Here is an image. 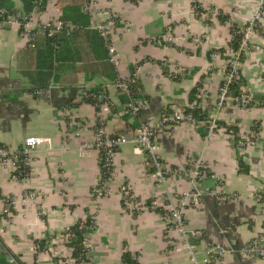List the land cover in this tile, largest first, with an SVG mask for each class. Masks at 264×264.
Listing matches in <instances>:
<instances>
[{"label": "crops", "instance_id": "1", "mask_svg": "<svg viewBox=\"0 0 264 264\" xmlns=\"http://www.w3.org/2000/svg\"><path fill=\"white\" fill-rule=\"evenodd\" d=\"M67 1L49 0L44 9H35L34 30L40 28L37 24L56 22ZM12 2L21 7L20 0ZM257 2L96 0L89 25L103 20L106 13L122 20L112 35L118 73L127 75L138 68L139 83L148 97L140 123L160 124L155 135L158 155L172 169L163 183L157 181L143 151L125 143L113 156L114 172L107 184L110 193L100 199L92 195L100 176L99 152L82 147L92 142L98 110L81 96L91 87L105 94L107 104L100 111L106 130L120 133L133 119L126 121L117 110L118 90L103 75L67 71L62 82L51 83L44 96H36L20 72L19 55L27 48L26 38L17 25H0V144L20 148L28 136L52 141L51 150L41 144L30 154L29 170L22 178L12 176L11 163L0 162V253L10 263L74 264L71 248L59 236L78 219L91 217L94 229L88 235L85 264H123L126 251L137 264H191L180 235L168 227L164 198L169 193L185 200L187 228L201 232L192 239L201 264L206 247L213 243L226 250L218 264H264V259L242 252L249 240L264 241V22L248 37L239 66L242 94L252 98L253 104L228 103L215 108L231 52L230 24L222 22L217 13L222 11L241 24L253 17ZM194 4L204 12L207 8L215 11L197 13ZM168 26L177 39L157 43ZM193 36L201 43H193ZM76 44L86 59L85 43L78 40ZM197 84L199 104L209 109L210 118L224 123L205 135L204 122L194 126L162 121L163 113L190 104L189 93ZM70 121L78 126L71 127ZM256 124L255 141L244 149L235 146L234 135L225 127L231 125L237 133L248 134ZM239 156L247 172L240 171ZM190 157L203 161L207 172L193 176ZM122 186L131 193L133 209L122 200ZM34 240H45L48 249L36 253Z\"/></svg>", "mask_w": 264, "mask_h": 264}, {"label": "built area", "instance_id": "2", "mask_svg": "<svg viewBox=\"0 0 264 264\" xmlns=\"http://www.w3.org/2000/svg\"><path fill=\"white\" fill-rule=\"evenodd\" d=\"M132 2H138L139 0H131ZM96 6V0H86L82 6L81 11L88 15H91L94 12ZM193 10L197 13H214L213 8H207L204 10L198 5H193ZM33 14L28 15L23 14L22 12H13L9 13L8 10L0 6V25H17L19 28L22 27V34L27 41H31L34 38V29L32 26ZM264 22V0H258L254 15L250 20L244 21L241 23L243 28V38L240 43V46L237 50L231 51L229 58L226 62V71L223 84L219 86L218 93L215 101V108L219 110L224 105L228 103H235L242 107H247V104L250 101V97L247 94H242L240 97H232L229 95L228 84L237 77L238 69L241 63V58L246 50L247 39L254 31L258 28V24ZM122 23V20H119L112 13H106V17L97 21L93 26L96 30L99 31L100 35L104 38L107 44V51L109 60L113 63L117 70V77L113 82L115 88L118 91L123 92L127 97V102L124 106V112H130L131 114H140L148 105V99L141 96L143 91L139 83V74L138 68L135 67L127 75H121L118 73V52L113 44L112 35L116 26ZM39 27L45 28H54L56 30L66 27L68 30L72 28L71 24L62 25L60 21L52 22L47 21L44 23L37 24ZM92 27V26H91ZM177 38L172 32L171 26L166 27L163 34L160 38L156 39L157 43L169 44L174 42ZM192 42L195 44H200L201 39L197 36L191 38ZM215 52L211 53L210 56L214 58ZM47 93L46 89H39L34 92L36 96H44ZM92 98H96L99 102L98 105V115L96 119V125L93 131V139L90 143L82 144L84 149H96L98 152H102L104 155V163L102 167L105 168L106 177L103 173L100 172L98 184L93 188L92 195L95 199H100L109 195L110 190L108 187V182L111 180L114 169H113V156L116 150L125 143H132L135 146H138L144 153L146 164L151 166L152 174L155 179L163 183L167 176L172 172V169L169 166H166L162 163L158 155V145L155 141V135L160 124H153L149 120H145L135 128L126 127L122 132L117 134H111L106 130L104 123V116L100 111L102 104H107L106 97L102 93L92 94ZM200 97V93L198 95ZM200 102L195 100L192 101L188 106L194 107L198 106ZM107 109V107H106ZM162 121H169L170 123L176 124L180 122H187L194 126H199L201 121H196L190 112H185V109H177L171 113H163ZM215 118H210L209 129L215 127ZM69 125L71 127H77L78 124L76 121H70ZM78 128L76 129V133ZM228 132L233 136L236 134L238 137V147L244 149L248 146H251L256 137L255 132L248 134L234 133L232 129H228ZM41 144H45L48 150L52 149V141L49 137H37V136H28L23 139V146L20 148L9 149L5 146L0 145V162L3 164L11 163L14 168L13 177H17L16 170L20 167V164L23 166H29L30 163V154L36 150ZM264 150V145H263ZM23 156V157H21ZM189 164L193 167L192 175L199 177V175L207 172V165L200 159L195 160L192 157L189 159ZM34 194L29 193V197H33ZM122 200L125 205L133 209L134 200L131 198V193L126 186L121 187ZM235 194H231L233 196ZM164 209L165 216L167 218L169 229L175 230L181 238V242L184 247L187 249L189 254V260L191 264H201L195 253V245L192 242L193 238L201 236V232L198 229L187 228L184 217V208L185 200L176 198L174 195L167 193L164 198ZM151 207L153 208L154 202H151ZM89 235V234H88ZM88 235L85 238V245L87 246ZM61 241L66 242V235L60 234ZM34 249L39 252V244H34ZM226 250L224 247L218 243L209 244L206 247V258L202 264H218V262L224 257ZM242 252L246 255L259 257L264 259V241L262 238H256L249 240L242 246Z\"/></svg>", "mask_w": 264, "mask_h": 264}, {"label": "trees", "instance_id": "3", "mask_svg": "<svg viewBox=\"0 0 264 264\" xmlns=\"http://www.w3.org/2000/svg\"><path fill=\"white\" fill-rule=\"evenodd\" d=\"M20 1V8H16L12 0H0V6L5 7L9 13L19 11L28 15L35 9H44L49 0ZM85 1L86 0H68L60 7L58 21H60L63 26L71 24L72 28L70 30L66 27L58 30L53 27L45 29L40 27L33 31L34 38L31 41H27V48L20 52V72L28 78L33 93L36 90L48 88L53 82H62V75L67 71L75 72L76 74L81 73L82 71L85 73L89 71L90 76L103 75L106 79H109L112 82L115 81L117 70L109 60L106 41L100 35L98 30L89 25V15L81 11V6ZM217 16L222 22H229L231 38L228 45L231 51L237 50L243 38V28L241 24L231 20L229 15L222 11H218ZM19 30L21 33L23 32L22 27H20ZM78 40H83L88 49L84 51L86 55L89 56H86V59H84L82 51L76 44ZM226 71H228L227 68L225 69V73ZM221 84H223V80L220 85ZM242 84L243 82L240 78L238 69L237 77L228 84L229 95L232 97H240L242 95ZM198 87L199 85L197 84L190 91L188 99L189 103L195 100H200L198 97ZM118 92L120 97V107L117 110L124 111L127 97L123 92ZM93 93L98 94L99 90L92 87L89 88L83 92L81 100L92 103L96 110H98L99 102L96 98H92L91 95ZM141 96L148 99L144 93H142ZM252 104L253 99L250 98L247 107ZM185 112H190L196 121L205 123L204 129H202V134L205 135L209 129V109L202 107L201 105L194 107L187 106L185 107ZM123 115L126 121H129L130 117L133 119L128 127L135 128L140 126L141 113L131 114L130 112H124ZM221 126H224V123L217 120L215 121V127L212 128V130L214 131ZM225 127L232 129L234 133H237V129L234 126L228 125ZM257 128L256 124L252 127V131L257 133ZM233 140L235 146L238 147V137L236 134L233 136ZM103 163L104 155L99 151L100 172L106 177L105 168L102 167ZM238 164L241 172H247V166L243 162L241 156L238 157ZM28 170L29 168L27 166L20 164V167L16 170V174L18 177L22 178L28 173ZM93 229L94 220L91 217H86L84 219H78L75 223L63 230L62 233L67 236L65 244L71 248V258L73 259L74 264H85L87 262L88 247L85 245V238ZM34 243L39 244L40 251L48 249V244L45 240H34ZM54 260H58V258H54ZM122 263L137 264V261L128 251H126L122 254ZM0 264L14 263H10L7 256L0 253Z\"/></svg>", "mask_w": 264, "mask_h": 264}, {"label": "rangeland", "instance_id": "4", "mask_svg": "<svg viewBox=\"0 0 264 264\" xmlns=\"http://www.w3.org/2000/svg\"><path fill=\"white\" fill-rule=\"evenodd\" d=\"M258 28L260 29V24H258Z\"/></svg>", "mask_w": 264, "mask_h": 264}]
</instances>
